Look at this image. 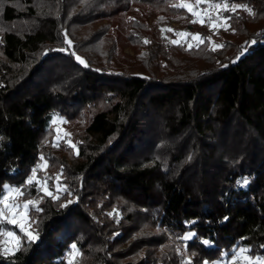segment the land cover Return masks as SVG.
<instances>
[{
    "label": "trees",
    "instance_id": "16d2710c",
    "mask_svg": "<svg viewBox=\"0 0 264 264\" xmlns=\"http://www.w3.org/2000/svg\"><path fill=\"white\" fill-rule=\"evenodd\" d=\"M183 2L196 4L0 0V191L23 186L41 157L38 176L62 168L68 189L30 212V246L10 227L23 250L0 264H70L73 244L72 264L214 263L240 247L264 257V0H228L252 14L222 10L231 27L217 36ZM161 29L223 47L189 49ZM117 37L134 50L120 69ZM53 117L78 154L54 146Z\"/></svg>",
    "mask_w": 264,
    "mask_h": 264
},
{
    "label": "snow or ice",
    "instance_id": "6c2138e0",
    "mask_svg": "<svg viewBox=\"0 0 264 264\" xmlns=\"http://www.w3.org/2000/svg\"><path fill=\"white\" fill-rule=\"evenodd\" d=\"M196 4L199 5L202 3V0H195ZM207 2V0H205ZM176 7L185 8L187 11L191 12L193 16L199 15V10L193 11V5L187 3H179L175 5ZM243 8L244 11H248L249 14L251 10L247 8V6L241 4H229L228 0H220L219 3L216 2H208L207 3V11L205 14L208 16L207 23L209 24L210 28L215 29L218 25L224 26L225 30H228L231 26L227 24V21L231 18L228 16H220L219 14L216 15L215 20H213L212 13L216 10H224L228 12H235L238 9ZM193 23H201L202 25L206 23L204 19L193 20ZM162 32L164 31H171L175 32L173 29H161ZM178 36H192L194 40H198L201 44L207 40L209 43L211 42L210 37H201L199 34H191V33H176ZM65 42L72 47V41L67 39V34L65 33ZM172 43H177V41L173 40ZM145 43L148 41L145 40ZM256 41H250L249 44H255ZM193 45L191 43L188 44V48L191 49ZM198 47V45H197ZM223 45H216L212 43V50H216L217 48H222ZM56 51H64L67 52L68 49H56ZM246 51V48L240 50V55H243ZM75 56V59L82 64L84 67H88L87 62L81 58L79 55H76L74 52L71 53ZM239 59V56L236 58ZM233 63L236 60L232 61ZM226 66V65H225ZM56 121H54L55 123ZM3 137H0L2 140ZM58 147L59 145H54ZM69 146L77 151L75 144H71L69 142ZM188 159H191L189 157ZM42 163L34 168L31 171V175L25 181V184L20 187H12L8 185L3 186V191H0V255L2 256H12L17 251L23 250L22 246V238L20 235H17L15 231L7 230V225H13L19 229L20 233L23 234V237L26 238L28 241L29 246L31 243L39 238V233L32 231V224L36 223L35 221H30V212L39 213L42 211L40 204L43 202L45 197L50 198L51 200H59L61 190L67 192V187L62 183L63 180V169L55 175V177L45 175L43 177L38 176V172H47L48 164L44 157H41ZM51 182V183H50ZM240 183V182H238ZM243 185L246 186L248 181L245 178L242 181ZM30 189H34L35 192L38 194L36 198H32L30 194ZM42 194V195H40ZM27 196V199H23V197ZM68 203H71L69 201ZM61 207H66V204H61ZM110 215H112L110 213ZM226 219V218H225ZM195 237V233H188L180 237V239L184 241H189ZM203 243L205 245H210V241L204 240ZM73 253L70 255L78 254L79 250L77 249L76 244L72 246ZM179 251V249L177 250ZM251 252L250 249L245 247H240L239 249L232 250V258L230 260V264H264V257L259 255H249ZM224 255H227L225 253ZM70 264L72 261L70 260ZM183 264H191V261H184ZM203 264H209L208 261H204ZM214 264H220L219 261L214 262Z\"/></svg>",
    "mask_w": 264,
    "mask_h": 264
},
{
    "label": "rangeland",
    "instance_id": "374dc122",
    "mask_svg": "<svg viewBox=\"0 0 264 264\" xmlns=\"http://www.w3.org/2000/svg\"><path fill=\"white\" fill-rule=\"evenodd\" d=\"M183 3H187V2H183ZM187 4H191V3H187ZM191 5H193V11L199 10V15L193 16L195 18V20L204 19L206 21V23L203 24V26H205L209 30L211 35L217 36L221 31L225 30V27L221 26V25H218L215 29L209 27V24L207 23L208 16L205 14V12L207 11V4H205L203 6L200 4L199 5L191 4ZM221 11H222V9L216 10L212 13L213 20H215V17L217 14H219L221 16ZM174 26L176 28L179 27L178 24H175ZM118 32L120 35L122 34L121 28L118 29ZM176 33H182V32H180V31L174 32V40L177 41V44H184L187 47H188L189 43H191L193 46H197L198 44H200V42L198 40H194L192 38V36H178V35H176ZM193 35H195V34H193ZM117 41H118L119 51L117 52V54H115L113 56L114 59H113V63H112L113 66L112 67H115L116 69H120L123 67L122 65L124 64V60H125V59H123V56L121 55V53H123L126 56L131 58L134 55V50L130 46L125 44V41L122 37H119V38L117 37ZM124 65L129 66V64H127V62ZM54 121H56V122L54 123ZM51 124L53 126L54 134H55V139H54L55 145L62 142L63 144H66L69 146V142L71 143L70 139L73 137V134L71 131L72 126L67 124L60 117H53ZM62 191L63 190H61L60 194L62 193ZM11 226H13V225H7L6 229L11 230L10 229ZM16 229L19 231L18 228H16ZM12 231H15V230H12ZM19 233H20V231H19ZM231 258H232V255L231 256H224V257H222V259L217 260V261H219L220 264H230ZM71 259H72V255L69 257V261ZM217 261H215V262H217ZM209 264H214V263H209Z\"/></svg>",
    "mask_w": 264,
    "mask_h": 264
}]
</instances>
